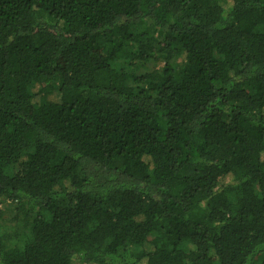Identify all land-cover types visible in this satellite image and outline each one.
Returning <instances> with one entry per match:
<instances>
[{"label": "trees", "instance_id": "16d2710c", "mask_svg": "<svg viewBox=\"0 0 264 264\" xmlns=\"http://www.w3.org/2000/svg\"><path fill=\"white\" fill-rule=\"evenodd\" d=\"M0 264H264V0H0Z\"/></svg>", "mask_w": 264, "mask_h": 264}, {"label": "rangeland", "instance_id": "374dc122", "mask_svg": "<svg viewBox=\"0 0 264 264\" xmlns=\"http://www.w3.org/2000/svg\"><path fill=\"white\" fill-rule=\"evenodd\" d=\"M3 216V218H7L11 221L14 216V207H12L11 205L5 206L3 210Z\"/></svg>", "mask_w": 264, "mask_h": 264}]
</instances>
